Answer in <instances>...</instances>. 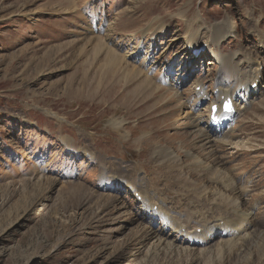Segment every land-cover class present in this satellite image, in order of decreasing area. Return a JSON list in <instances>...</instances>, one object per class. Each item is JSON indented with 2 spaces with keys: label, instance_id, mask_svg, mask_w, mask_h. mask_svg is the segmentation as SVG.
<instances>
[{
  "label": "rangeland",
  "instance_id": "rangeland-1",
  "mask_svg": "<svg viewBox=\"0 0 264 264\" xmlns=\"http://www.w3.org/2000/svg\"><path fill=\"white\" fill-rule=\"evenodd\" d=\"M183 20L209 30L231 20L238 32L220 40L223 54L264 58L256 32L264 34V0H0V264H264V87L231 129L235 145L201 139L191 127L195 84L211 92L221 68L191 60L188 34L194 48L205 37ZM224 78L235 84L234 72ZM199 111L208 119V104ZM160 145L216 159L246 183L259 231L243 253L220 259L215 242L205 257L191 258L186 246L146 255L151 216L101 182L98 162L107 175L136 166L171 211L192 217L204 196L158 167Z\"/></svg>",
  "mask_w": 264,
  "mask_h": 264
},
{
  "label": "bare ground",
  "instance_id": "bare-ground-1",
  "mask_svg": "<svg viewBox=\"0 0 264 264\" xmlns=\"http://www.w3.org/2000/svg\"><path fill=\"white\" fill-rule=\"evenodd\" d=\"M183 13H181V15H183ZM189 22L190 20H183V24H187L188 31L190 29H194L195 32L192 31V35H197L199 32L198 30H200L205 38L198 43V45L200 44V46L196 45V48H194L190 40L194 39L195 37L189 40L188 37L191 34L189 33L185 42V44L187 45V54L193 53L195 50L200 51L203 45H208L211 49H216L218 53L215 50V52L212 54L214 60L221 63V73L219 75L221 81L224 80L222 79V72L226 71V68L230 66L231 68L235 67L232 68V70L235 69L236 74H238V78L235 76V81H238L239 85L236 84L234 87L237 88L239 86H246L245 94L235 95L238 96V109L236 110L237 115L221 116L220 124L214 123L209 119L210 113L208 119L200 116V114L202 115V112L199 111V108L201 106H204L201 100L205 99L206 94H203L201 97L197 98L198 101L196 99L194 103V106L197 105V107L195 108L197 111L196 115H192L193 117H191V119L193 120L191 121V127L198 135H200L201 139L205 140L206 142H222L223 144L227 143L229 144V146H233L235 145V139L238 138L233 137L232 132L234 131H231L232 127L228 128V126L234 123L235 118L243 115L245 111L243 109H247L250 105V102L248 101H250L251 98L255 97V94L254 96H252L253 92H257L256 95H260L262 93V89L264 87V63H260V59H258L259 57L256 55H252L251 52L247 53L246 51L241 50L233 53L232 55H223L219 43L223 36L231 34V31L233 30L235 31L236 24L231 20H227L224 27H221L223 23L216 25L217 29H215L216 27H214L213 30H209L208 28L205 29L202 26L196 27L192 23L189 24ZM150 28L148 29V31L150 30ZM225 28L226 31H224ZM256 32L260 33H258V37L263 48L264 34L261 33L258 29H256ZM156 39L157 38L155 36L153 41L156 42ZM101 44L102 48L107 49L104 46V41H99L98 47H100ZM142 45L144 46V44ZM235 54H240L236 60L234 58ZM108 61L109 62L107 64V67H115V61H112V57L110 54L108 55ZM238 62H240L239 64H237V66H239L236 67V63ZM241 63H244L245 66L241 67ZM247 69L249 70L247 71ZM247 74H249V76H247ZM146 77L149 78L148 75ZM148 78L146 79L148 80V83H150L152 79L150 78V80ZM162 83H165V81L162 80ZM224 84L225 82H222L218 83V85L216 86V88L219 89L218 97L234 93V90H231V86L226 87L224 86ZM198 86L204 88V84L201 83V81H197L196 87ZM160 87H158V89H160ZM238 91H240V89H238ZM176 94L178 95L179 92L176 91ZM246 97L251 98L246 99ZM112 124L119 127L121 126V123H117V121H112ZM227 124L229 125L226 127L225 125ZM68 146L69 144L66 143L65 147ZM154 150H157V152H159L160 150L162 151L161 161L158 162V167L163 166L167 169L174 170L184 177L181 182L186 187L191 190L193 188H196L200 191V194H203L204 201L199 205L197 204V211L192 217H189V215H184L187 217L184 218L182 215H178V213L172 212L168 207V204L160 199L159 193L155 192V189L153 187V180L143 175L142 172H138V170H136V166L129 170H123L124 168H122L121 165H117L114 166L113 172L115 173H110L109 175H107L108 169L109 171L111 170L109 165L106 164L103 160L98 162V165L103 163V165H101L102 170L100 180L105 186L112 185L113 189L118 190V193L126 191L128 194H130V192L128 191L129 187V190H131L134 194L141 196L142 201L139 202V208L142 213L149 214L152 219L150 225L151 227H144V235L149 245L146 255L155 252L157 254H160L162 250L180 254L182 251L181 246H186V249L190 248L189 254L191 258H193V256L195 255L201 257L204 255L205 257L209 255L207 253H211L210 247L215 242L220 243V245L217 246L220 252V259L224 258L222 254L238 256L239 254L243 253L247 248V246H245V241L251 238V234L253 232H255V236V234L259 231L256 226V219L254 218L255 215L253 210L246 207V199L245 195H243L248 192V186H246V183H244L243 186V183H238L232 175L224 172L220 168V162H217L216 159L211 158L212 160H209L208 158L200 156L199 153L196 154L195 152L193 153L189 150H180V152L185 154L183 156L184 158H182L181 153L179 154V152H177L176 150L174 151L170 147L160 145L157 147H153L152 150V157H154L153 161L155 163V159H157L158 156L156 155V153L153 154ZM86 152H89L90 155L94 154L89 150H85V153ZM97 159L98 158L96 156L95 160ZM166 165L170 167H166ZM135 170L136 178L135 175L132 174L133 172H135ZM110 175L112 176L111 179H113L111 183L107 182L106 179ZM191 175L193 176V179L192 184L190 185L188 184L187 180L192 177ZM194 177H197L199 179L197 183H195ZM115 183L117 185H115ZM118 186H120L121 188ZM109 201H111V199ZM148 206H150V208ZM156 206L158 207L159 211H162V215L166 212L171 214L172 218L168 220L160 213L152 210ZM192 223H194L195 225L192 226ZM155 228L157 229L155 230ZM256 228L258 231H256ZM218 238H222V240L220 241V239ZM240 246L242 248H240Z\"/></svg>",
  "mask_w": 264,
  "mask_h": 264
}]
</instances>
